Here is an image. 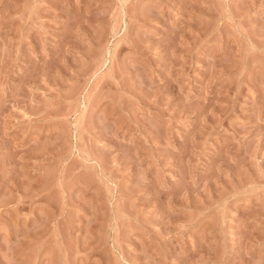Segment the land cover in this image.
Returning <instances> with one entry per match:
<instances>
[{
	"label": "rangeland",
	"instance_id": "374dc122",
	"mask_svg": "<svg viewBox=\"0 0 264 264\" xmlns=\"http://www.w3.org/2000/svg\"><path fill=\"white\" fill-rule=\"evenodd\" d=\"M0 264H264V0H0Z\"/></svg>",
	"mask_w": 264,
	"mask_h": 264
}]
</instances>
